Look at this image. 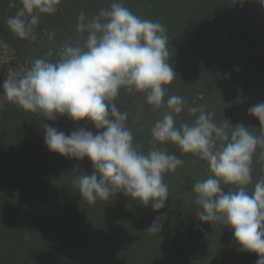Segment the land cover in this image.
Listing matches in <instances>:
<instances>
[{
    "label": "trees",
    "instance_id": "1",
    "mask_svg": "<svg viewBox=\"0 0 264 264\" xmlns=\"http://www.w3.org/2000/svg\"><path fill=\"white\" fill-rule=\"evenodd\" d=\"M112 2L61 0L56 13L40 17L33 29L35 39L22 40L7 26V20L22 7L20 0H0V41L16 60L29 65L37 58L55 61L65 45L86 40L87 33L77 31L79 15L83 12L91 19ZM120 2L142 19L158 21L166 28L170 62L177 76L166 90L165 101L172 95L184 100L177 126L192 123L195 116L189 109L196 107L211 113L218 125L225 120L232 126L242 123L255 135L261 134L264 125L248 114L249 107L264 102L261 0ZM115 103L128 113L125 123L134 144L147 152L153 146L151 128L165 109H153L143 94L123 90ZM134 115L138 122H133ZM45 123L66 134L78 127L93 134L97 131L91 124H74L66 117L45 121L8 101L0 109V264H200L196 256L201 248L208 251L202 257L212 258L209 264L224 263L230 254H236L239 264H256L255 254L232 249L230 229L198 220L195 196L189 192L210 174L207 163L195 165L191 163L195 156L181 153L176 145L157 144L187 164L165 174L169 192L163 209L154 212L150 205L142 206L121 193L90 204L73 183L77 176L93 172L90 161L50 153L44 144ZM69 168H75L74 173ZM251 168L249 192L264 178V146L257 147ZM120 195V215L112 226L97 208L114 203ZM158 215L164 217L161 233H146ZM215 248L219 249L217 257H213Z\"/></svg>",
    "mask_w": 264,
    "mask_h": 264
},
{
    "label": "clouds",
    "instance_id": "2",
    "mask_svg": "<svg viewBox=\"0 0 264 264\" xmlns=\"http://www.w3.org/2000/svg\"><path fill=\"white\" fill-rule=\"evenodd\" d=\"M60 2L20 0L22 7L7 26L18 38L34 40L40 17L56 13ZM77 31L87 33L83 44L65 45L55 61L35 59L20 78L8 75L0 85V97L45 121L66 117L74 124L83 121L94 126L95 134L86 127L66 134L44 124V144L50 153L87 159L93 167L90 175L81 174L73 181L80 197L94 204L121 193L159 212L168 201L164 176L184 162L156 145H176L181 153L205 161L209 169L208 177L192 186L198 220L227 227L238 250L255 254L256 264H264V178L248 191L253 155L264 146V130L255 135L242 123L232 126L225 120L218 125L211 113L196 107L189 109L194 121L177 126L184 100L172 95L165 101L177 76L166 28L137 16L120 0L91 19L82 12ZM122 90L143 94L153 109H165L151 128L153 146L147 152L134 144L125 123L128 113L115 103ZM248 114L264 125V102L249 107ZM163 218L158 215L145 232L160 234Z\"/></svg>",
    "mask_w": 264,
    "mask_h": 264
},
{
    "label": "rangeland",
    "instance_id": "3",
    "mask_svg": "<svg viewBox=\"0 0 264 264\" xmlns=\"http://www.w3.org/2000/svg\"><path fill=\"white\" fill-rule=\"evenodd\" d=\"M207 62V61H206ZM31 67V65H29L28 62H24V60L22 59H19L16 60V57L14 56V53L12 50H10L6 45H4L1 41H0V85H2L4 79H6V77L8 75H12L13 77L15 78H20L21 76L24 75V73ZM0 92H2V87H0ZM7 102L6 99L0 97V109L3 108V106L5 105V103ZM139 119L137 118L136 115H134V119H133V122H138ZM199 157H196L195 156V159H192L191 160V163H196L199 165L200 163L202 164L203 160H201ZM206 163V162H205ZM184 165H187V164H183L182 166L178 167V169H181L183 168ZM196 165V164H195ZM75 168H72L70 170L71 173H74V170ZM189 171V170H188ZM176 172V171H175ZM195 173H199V171H196L195 170ZM167 174H170V173H167ZM176 174V178L177 179H180V175L178 173H175ZM190 176V173H188V176ZM187 188L188 185H187ZM189 194L191 195L192 194V191L189 192ZM122 195V194H121ZM119 196L118 199L113 203L111 202L109 205L105 206V208H97V211H100V216H103L106 218V216L109 218V220L111 221V225L114 226V220L117 218V216H119V207H120V203H123V199H122V196ZM124 196V195H123ZM119 201V202H118ZM189 201V200H188ZM98 213V212H97ZM228 239L231 240L230 242H232L233 244H235L234 240H233V234H229L228 235ZM235 247L232 248L234 251L238 249L237 245L235 244L234 245ZM229 248V247H228ZM204 252H208L206 248H201V250L199 249V253L198 255L204 253ZM212 252L214 253L213 254V257L215 255V257L218 256V252H219V249H213ZM241 253V251L239 252ZM226 254V253H225ZM197 255V256H198ZM196 256V259L197 261L200 263V264H209L210 263V260L212 258H207L206 255H204L203 257L200 255V258H198ZM228 257H224V263H221L219 262L220 264H239L237 262V260L235 259L236 258V254L235 255H227ZM226 261V262H225ZM217 264V263H215Z\"/></svg>",
    "mask_w": 264,
    "mask_h": 264
}]
</instances>
